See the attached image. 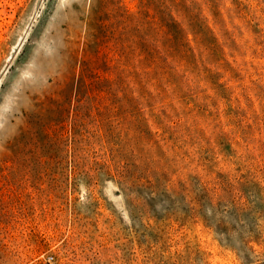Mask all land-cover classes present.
Listing matches in <instances>:
<instances>
[{"label":"rangeland","instance_id":"1","mask_svg":"<svg viewBox=\"0 0 264 264\" xmlns=\"http://www.w3.org/2000/svg\"><path fill=\"white\" fill-rule=\"evenodd\" d=\"M0 264H264V0H0Z\"/></svg>","mask_w":264,"mask_h":264}]
</instances>
